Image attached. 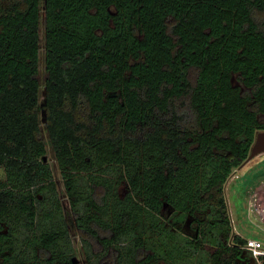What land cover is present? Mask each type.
<instances>
[{
    "label": "trees",
    "instance_id": "obj_1",
    "mask_svg": "<svg viewBox=\"0 0 264 264\" xmlns=\"http://www.w3.org/2000/svg\"><path fill=\"white\" fill-rule=\"evenodd\" d=\"M257 13L264 0H43L41 81L39 0H1L0 264H74L41 125L87 264H256L224 183L264 129Z\"/></svg>",
    "mask_w": 264,
    "mask_h": 264
},
{
    "label": "rangeland",
    "instance_id": "obj_2",
    "mask_svg": "<svg viewBox=\"0 0 264 264\" xmlns=\"http://www.w3.org/2000/svg\"><path fill=\"white\" fill-rule=\"evenodd\" d=\"M1 1V0H0ZM7 2L8 0H2ZM40 14L38 23L39 32V79L42 81L43 70V0H39ZM257 18L264 17V13H257ZM235 82V80H233ZM264 129L257 130L256 133L263 131ZM42 135L46 144V159L49 163L51 173L54 179L57 195L60 199L62 206V212L67 223L68 232L71 238V242L74 247L73 256L77 259L78 264H86L85 248L81 242L82 232L77 229L72 210L70 208L69 200L65 194L64 184L60 175L59 168L57 167L53 151L49 144L46 142V135L43 126L41 125ZM4 177L3 169L0 167V180ZM254 178V180H252ZM252 185L256 190L255 201L259 207L264 208V150L257 152L254 156L249 158L241 166L235 168L233 172L228 176L224 183V196L226 199L228 215L232 226H235L244 237L259 238L264 241V210L260 213L257 222L259 226H253L248 219H246L245 207H246V189ZM126 189L125 181L118 185V192L120 195L124 193ZM170 210V213H169ZM163 215H167L165 220L169 222L173 227L184 232L185 234H193L192 218L182 212L164 208ZM254 214V213H253ZM253 215H251L252 217ZM189 220V224L186 222ZM91 249L98 250L99 247L93 238L89 239Z\"/></svg>",
    "mask_w": 264,
    "mask_h": 264
},
{
    "label": "built area",
    "instance_id": "obj_3",
    "mask_svg": "<svg viewBox=\"0 0 264 264\" xmlns=\"http://www.w3.org/2000/svg\"><path fill=\"white\" fill-rule=\"evenodd\" d=\"M246 192V219H248L253 226H259L260 224L257 222V219L264 208L257 205L255 201L257 190L252 185H249ZM251 215L253 216L251 217ZM232 228L234 232L242 235L238 230H236L235 226H232ZM241 247L252 259V261L256 264H261V261L264 258V241L259 238L245 237V242Z\"/></svg>",
    "mask_w": 264,
    "mask_h": 264
},
{
    "label": "water",
    "instance_id": "obj_4",
    "mask_svg": "<svg viewBox=\"0 0 264 264\" xmlns=\"http://www.w3.org/2000/svg\"><path fill=\"white\" fill-rule=\"evenodd\" d=\"M261 150H264V130L256 133L255 139L251 145L249 154L247 156V160ZM44 159H45V156H44ZM73 261H75L74 257H73Z\"/></svg>",
    "mask_w": 264,
    "mask_h": 264
},
{
    "label": "flooded vegetation",
    "instance_id": "obj_5",
    "mask_svg": "<svg viewBox=\"0 0 264 264\" xmlns=\"http://www.w3.org/2000/svg\"><path fill=\"white\" fill-rule=\"evenodd\" d=\"M166 209L167 207H165V205L163 204L162 205V208H161V214H162V211H163V209ZM169 209V208H168ZM174 210V209H173ZM169 213H170V210H169ZM165 216V215H164ZM166 217H167V215H166ZM191 218H192V222H190L189 220H187V222H186V224L188 225L189 224V222L190 223H192L194 226H193V229H194V231L192 232L193 234H187V235H197L198 234V232H199V228H200V220L198 219V218H195V217H192V216H190ZM165 222H167L166 220H165ZM182 232V231H181ZM69 233V232H68ZM184 233V232H183ZM70 236V235H69ZM71 239V238H70ZM81 242H82V239H81ZM83 243V242H82ZM73 245V244H72ZM84 246V245H83ZM74 248V247H73ZM73 254L70 256V259H71V262L72 263H77V259L75 258V261H73ZM78 264V263H77ZM87 264V263H86Z\"/></svg>",
    "mask_w": 264,
    "mask_h": 264
}]
</instances>
